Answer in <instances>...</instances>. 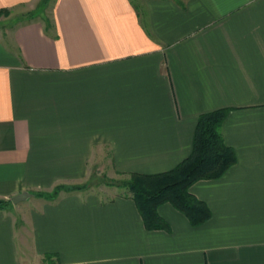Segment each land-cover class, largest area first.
<instances>
[{
  "label": "crops",
  "instance_id": "crops-1",
  "mask_svg": "<svg viewBox=\"0 0 264 264\" xmlns=\"http://www.w3.org/2000/svg\"><path fill=\"white\" fill-rule=\"evenodd\" d=\"M0 11V264H264V0H0ZM218 110L236 163L189 188L210 211L200 226L162 204L168 229L146 230L123 194L11 203L85 182L100 154L117 176L167 172Z\"/></svg>",
  "mask_w": 264,
  "mask_h": 264
},
{
  "label": "trees",
  "instance_id": "trees-1",
  "mask_svg": "<svg viewBox=\"0 0 264 264\" xmlns=\"http://www.w3.org/2000/svg\"><path fill=\"white\" fill-rule=\"evenodd\" d=\"M225 115V110H218L199 117L192 151L175 168L154 175L129 174L126 180L111 183L124 190L123 196L132 199L146 230L168 229L158 214L162 204H170L193 227L202 225L210 218L206 204L190 194L189 188L198 181L221 178L236 163L233 150L224 143L221 134ZM62 191V186H56L54 195L38 196L49 199ZM3 205L0 202V207Z\"/></svg>",
  "mask_w": 264,
  "mask_h": 264
},
{
  "label": "rangeland",
  "instance_id": "rangeland-1",
  "mask_svg": "<svg viewBox=\"0 0 264 264\" xmlns=\"http://www.w3.org/2000/svg\"><path fill=\"white\" fill-rule=\"evenodd\" d=\"M136 3H138V0H134ZM8 13L4 12L0 14V18L7 16ZM103 157L104 162H101V156H99L98 159V167L94 166L93 168H90L89 171V176L88 179L81 183V184H75V185H61L63 187V191L67 192H73V191H87V192H93L100 194L101 196L106 197L107 199L113 197L115 194H122L124 192L123 189H119L118 187L112 185L114 181H121V180H126L128 177L127 176H117L113 169L110 168V163H109V156L108 153L106 154H100ZM54 191V189H53ZM53 191L43 194L44 196H51L54 195ZM32 196H38L37 193L31 194ZM27 204L32 205L33 201H27ZM19 204V203H18ZM25 204V203H24ZM18 205L19 209L16 211L15 215L18 217V221L20 220L21 217L26 219L25 217L29 213V208L28 205ZM17 206V205H15ZM21 222V221H20ZM25 222V221H24ZM23 222V223H24ZM19 236L21 235L20 232L18 233ZM22 241L26 244L29 243V236L26 234V232L23 233V239ZM21 239H18V246L22 248V245L20 244Z\"/></svg>",
  "mask_w": 264,
  "mask_h": 264
},
{
  "label": "water",
  "instance_id": "water-1",
  "mask_svg": "<svg viewBox=\"0 0 264 264\" xmlns=\"http://www.w3.org/2000/svg\"><path fill=\"white\" fill-rule=\"evenodd\" d=\"M31 196V194L29 192H23L21 194H18L14 197L11 198V203L12 204H18L21 201H25L26 199H28Z\"/></svg>",
  "mask_w": 264,
  "mask_h": 264
}]
</instances>
